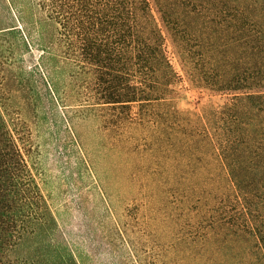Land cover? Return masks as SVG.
<instances>
[{"label":"trees","instance_id":"trees-1","mask_svg":"<svg viewBox=\"0 0 264 264\" xmlns=\"http://www.w3.org/2000/svg\"><path fill=\"white\" fill-rule=\"evenodd\" d=\"M8 2L17 24L0 28V264H81L16 126L45 102L100 122L102 157L122 164L144 205L212 194L229 207L199 218L204 252L253 251L251 264H264V0ZM181 82L204 97L197 126L176 105Z\"/></svg>","mask_w":264,"mask_h":264},{"label":"rangeland","instance_id":"rangeland-1","mask_svg":"<svg viewBox=\"0 0 264 264\" xmlns=\"http://www.w3.org/2000/svg\"><path fill=\"white\" fill-rule=\"evenodd\" d=\"M16 24L8 0H0V28ZM33 54L37 52L34 50ZM24 58L28 66L32 57L26 54ZM177 91L176 105L192 124L199 125L200 103L204 97L199 98L185 82L177 85ZM13 99L19 102L17 93ZM63 110L65 117L59 109L49 110L47 102L38 111L27 107L16 126L24 134L26 147L30 148L29 159L37 170L43 193L58 216L61 232L81 264L254 263L253 251L234 255L229 249L225 253L212 247L202 250L201 235L206 224H199V218L227 215L231 212L229 207H214L216 198L212 194L161 197L167 201L193 202L190 205H144L145 198L132 190L122 164L102 157L100 122L68 108ZM63 117L68 118L73 131L80 136L79 143L93 159L99 179L107 184L110 210L105 208L99 191L93 186ZM215 182L227 185L221 176Z\"/></svg>","mask_w":264,"mask_h":264}]
</instances>
